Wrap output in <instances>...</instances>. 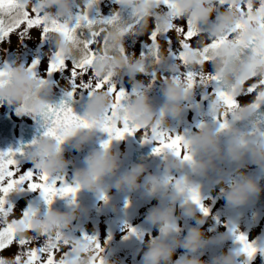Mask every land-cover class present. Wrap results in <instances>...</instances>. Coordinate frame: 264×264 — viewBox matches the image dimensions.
Wrapping results in <instances>:
<instances>
[{"label":"clouds","instance_id":"obj_1","mask_svg":"<svg viewBox=\"0 0 264 264\" xmlns=\"http://www.w3.org/2000/svg\"><path fill=\"white\" fill-rule=\"evenodd\" d=\"M127 2L137 8L146 7L141 0ZM209 2L210 0H181L179 10L191 14L194 4H199L196 15L200 20L207 22L216 11L215 7L207 6ZM228 2L229 7L219 16L212 30L215 37L231 32L243 20L239 6L244 4L245 0ZM43 7L47 10L49 19L70 24L76 14L78 0H43ZM168 18L165 16L166 20ZM254 38L264 40V36L255 26L247 27L243 33L237 32L235 37L244 41L242 45L216 53L214 63L222 79L230 83L233 76H251L254 73L255 78L264 81V49L258 52L247 50V45ZM51 40L54 48L62 49L66 57L78 55V48L67 43L62 44L55 34L51 36ZM97 67L101 74L112 71V65L105 61H101ZM134 67L137 75L142 74V66ZM6 79L7 83L0 88V101L3 103L27 109L34 114L43 112L52 104L47 99L50 95L49 87L42 84L23 64L10 67V75ZM261 93H264V89H261ZM191 95V90L183 83L177 80L169 81L163 88L165 103L157 109L147 92L137 89L123 102L122 115L143 129L158 126L169 130L166 126L167 118H179ZM112 104L113 97L107 91H97L86 103L82 117L92 126L74 128L63 142L44 136L33 147L31 158L35 166L51 177L67 180V170L71 162L65 159L64 145L70 142L76 151L83 152L87 146L98 142V133H104L99 125L111 110ZM256 116L254 107H243L233 110L225 129L219 128L213 118V122L203 123V127H199L198 131L185 137L186 153L191 155V160L186 159L184 153L177 155L169 150L159 155L162 157V163L158 173H149L146 163L133 164L130 168L122 170L121 155L112 145L105 148L102 142L98 148H93L85 156L84 167L75 170L70 185L78 186L80 191L86 189L97 193L99 197L114 187L123 193L143 190L148 197L159 198L160 205L150 211L147 219L158 229L160 235L149 237L147 240L142 264H208L200 257L212 240L206 237L199 227L204 225L206 220L198 216L201 211L190 200L194 191L201 192L200 183L196 178L206 177L211 172L219 173L216 182L222 186L221 194L234 208L247 205L264 191L259 179L243 171L244 165L241 163L246 157H250L259 169L264 170V131L256 127ZM239 122L250 123L252 129L238 127ZM141 139L143 142V135ZM225 164H237L239 168L229 171L222 167ZM177 201H183V217L195 219L199 225L191 227L187 235H182L183 229L178 223L181 217L176 215ZM80 216L81 211L75 199L74 202L71 201L68 211L61 212L49 207L46 214H38L32 223L37 226L38 231L53 235L71 230L73 223ZM20 235L23 236V232ZM226 239L228 237L224 236L216 242L220 243ZM178 249H184L187 255L180 260H174ZM93 260L91 246H81L76 264H92ZM211 264H246V257L239 250L229 251L215 256Z\"/></svg>","mask_w":264,"mask_h":264},{"label":"flooded vegetation","instance_id":"obj_2","mask_svg":"<svg viewBox=\"0 0 264 264\" xmlns=\"http://www.w3.org/2000/svg\"><path fill=\"white\" fill-rule=\"evenodd\" d=\"M99 1H104L106 3L105 6L111 4V6L115 7L114 15L117 13L119 23L105 25L96 29L97 32L106 29L107 35L103 36L102 41L95 42L92 46L95 51L94 67L83 79H89L93 84L98 80L115 81L118 89L128 92L125 100L137 89L145 91L150 96L153 106L157 109L165 103L166 98L163 96L165 85L169 81L177 80V82H181L188 87L192 95L190 100L185 103V110L179 118H167L166 126L169 127V131L173 135H189L199 130L198 125L200 123L213 122L210 113L215 85L197 86L193 89V83L190 82H194V80L189 76V72L202 76L205 81H207L208 75L221 78V73L217 70L214 63L216 53L229 47H235L241 41L235 39L237 32L243 33L247 27L240 31L232 30L220 37L212 35L215 22L221 15L218 12L223 11L227 0H210L207 6L215 7L217 11L213 13L211 20L207 22L200 20L196 15L195 4L191 14H185L184 12L173 14L171 8L166 4L142 2L146 7L137 8L129 3L118 4L110 0ZM91 3L93 5L95 0H91ZM165 16L169 18L166 20ZM255 19L256 17L251 18L248 16L246 21L237 24L235 28L247 24L248 27L255 26L257 31L264 32V28L257 27ZM249 20L250 22H248ZM186 21L190 23V35L196 38V43L187 49L185 62L182 63L180 60L172 58L173 54L178 56L181 51L177 32H171L166 37H163L157 47L153 48L149 54L142 56V54L148 53L152 46L149 35L153 31L154 25L158 33H164L177 25L184 26ZM47 25L50 26L49 21H47ZM127 35L130 36V39L126 42L125 37ZM169 40L171 43L168 42ZM65 43L79 49L78 55L73 57L81 55L83 49L73 40L72 35ZM125 50L128 53L127 55ZM62 56L66 57L63 50ZM101 61L112 65L110 73L101 74L97 67ZM134 65L142 66V74H136ZM71 69L72 63L68 61V70L64 74L71 75ZM56 74L60 75L61 73ZM236 78L237 76H233L230 83L225 79H221L228 86L233 84ZM253 78H255L254 73L251 76H247L244 80L252 83ZM52 84L51 81L48 87L50 95L53 97L67 98V92L72 90V85L66 80L62 82L63 85H59L58 89H55ZM261 89H264V87L259 88L258 91L261 92ZM99 91H107L113 97V104L116 102V97L107 89ZM95 94L91 97L87 90H81L71 101L80 102L84 98L92 99ZM235 94L236 92L233 95ZM252 102H254L253 96L242 95L239 97V103L242 106L240 108L249 107ZM218 104L217 115L220 121L223 122L225 118L231 120V110L226 109L223 103ZM261 110L263 112H257L255 124L260 130H264V109ZM74 111L77 115L83 117L85 107L83 109H74ZM226 113H228L227 117ZM5 115L9 116L14 123L13 133L17 140L20 138L21 126L32 128L37 120V115L20 114L19 109H4V111L0 112V117ZM237 126L246 130L252 129V125L248 122H239ZM142 135L143 130L139 131L135 136L129 135L123 140L113 141L111 145L121 155L123 160L122 170L130 168L133 164L146 163L149 173H158L162 157L153 154L155 144H144L142 142ZM108 139L107 134L98 133V142L87 146L83 152L76 151L70 142L64 145L65 159L71 162L67 170L68 183H71V177L75 170L84 167L83 161L88 152L93 148H98L100 143ZM30 161H33L31 157L19 162V165L21 167ZM241 163L244 165L243 171L258 178L262 189H264V170L259 169L251 161L250 157H246ZM222 167L232 171L239 168V165L225 164ZM214 174L215 177L219 176V173L214 172ZM216 181L212 183L209 180L205 181L209 188L203 198L205 205L210 208L211 214L203 217V214L198 212V216L206 220L204 225L199 226L196 224L195 219L183 217V205L180 201L176 202V215L181 217L178 223L183 229L182 235H187L191 227L199 226L205 232L206 237L212 240V243L209 244L206 250H203V254L200 257L208 264H211L215 256L229 252L224 250L226 245H228L230 251L239 250L240 246L235 240L233 229L237 233L245 234L249 241L256 244L258 248L264 249V220H262L264 218V191L253 198L247 205L234 208L222 196V186L217 184ZM106 195L109 198L107 203L101 200L97 193L86 189L80 191L77 194L76 201L79 205L81 216L73 223V228L67 230L65 234L78 239H81L85 234L96 237L105 248L106 264H142V256L146 250L147 240L149 237L155 238L160 235L158 229L147 219L150 211L160 205V199L148 197L143 190L134 193H123L114 187L110 188ZM58 200L59 206L62 208L61 212L68 211L71 199L58 198ZM18 201L14 204L18 203ZM35 201L32 205L33 208ZM129 203L130 206H128ZM46 213L44 212L40 215L42 216ZM128 226L135 228L138 233L142 234L143 238L130 235ZM25 227L27 226L22 225L21 231ZM31 227L35 229V224L32 223ZM224 236H227L228 239L220 243L216 242ZM186 255L187 253L184 249H178L173 259L180 260ZM246 264H264V252L258 254L253 261H248L246 258Z\"/></svg>","mask_w":264,"mask_h":264},{"label":"snow or ice","instance_id":"obj_3","mask_svg":"<svg viewBox=\"0 0 264 264\" xmlns=\"http://www.w3.org/2000/svg\"><path fill=\"white\" fill-rule=\"evenodd\" d=\"M98 3L99 0H95V3L89 7L87 14L74 17L70 26H64L61 29L69 32L73 40L82 47L81 55L67 58L55 53L46 69L48 76L64 73L68 70V61H71L72 90L67 92V99L60 105H48L39 114L31 113L27 109H19L20 114H33L42 117L43 127L46 129L43 135L63 142L74 128L92 126L76 114L69 101L73 100L81 90H87L92 97L97 91L107 89L116 97V102L99 125L109 137L103 144L105 148L109 147L113 141L123 140L129 135L135 136L143 130V143L156 145L153 149L154 155L159 156L171 150L177 155L184 153L185 158L191 160V155L186 153L187 141L185 137L187 134L173 135L169 130L158 126L151 129L141 128L122 115L123 101L128 95L126 90L118 89L115 81L98 80L93 84L89 79H83L94 67L95 51L92 46L95 44L96 29L119 23L117 13L110 19L90 18V11ZM31 4L30 7L29 0H0V43L9 40L13 33L22 37L27 36L32 29H39L43 37L48 39V32L51 29L41 16L39 3L31 0ZM165 4H167V0H165ZM239 11L242 16L245 13L248 15H252L253 12L264 13V0H258L256 4L251 2L241 4ZM255 23L258 28H264V16L256 18ZM244 28L245 26L241 25L234 28L233 31H240ZM171 32H177L181 48L179 55L173 54L172 58L180 60L182 63L185 62L187 49L196 43V38L190 35V23L187 21L184 26L177 25L164 33H158L154 25L153 31L149 35L152 46L148 53L142 54V56L149 54L153 48L160 44V40ZM168 42L171 43L170 40ZM261 47H264V40L254 38L247 45V50L258 52ZM125 54H128L126 50ZM10 67L5 65L0 68V88L7 83L6 78L10 75ZM29 69L38 77L39 61L34 62ZM189 76L194 80L193 89L197 86L215 85L210 114L221 129L228 127V119L225 118L223 122L220 121L217 115L218 103H223L225 108L230 109L232 113L233 110L242 107L239 103V97L250 95L254 97V102L249 107H254L258 112L264 106V93L258 91L259 88L264 87V81L253 78V82L248 83V80L237 77L233 84L225 86V82L217 76L208 75L207 81L202 76L192 72H189ZM39 80L42 84L49 86V80L44 78H39ZM234 91L236 94L232 95ZM205 98L207 99V97ZM227 115L228 113H226V117ZM198 127H203V123H200ZM18 155H24V153L13 150L0 152V252L9 249L13 244L18 248L13 257L0 256V264H76L79 259V248L84 245L91 246L94 255L93 264H106L105 248L96 237L85 234L81 239H78L63 232H57L53 235L37 233L31 227L34 217L39 214L36 208L30 207L19 218L9 219L10 216L14 215V211L8 206L7 198L13 192H39L45 203L51 207L57 198L71 199L74 202L80 191L78 186L70 185L66 179L51 177L36 166L38 172L22 171L17 159ZM100 199L107 203L109 198L106 194H101ZM190 200L204 216L211 214L210 208L204 203L201 192L194 191ZM21 225L27 226L24 228V236L20 235ZM232 231L240 246L239 251L244 253L248 261H253L258 254L264 252V249L258 248L256 244L250 242L245 234L237 233L234 229ZM128 232L130 235L139 236L142 239V234L138 233L135 228L128 226ZM125 238L127 239V237ZM33 244L36 247H31Z\"/></svg>","mask_w":264,"mask_h":264},{"label":"rangeland","instance_id":"obj_4","mask_svg":"<svg viewBox=\"0 0 264 264\" xmlns=\"http://www.w3.org/2000/svg\"><path fill=\"white\" fill-rule=\"evenodd\" d=\"M35 3H39L41 16L46 21H49L51 29L48 32V39H45L39 29H32L31 32L27 36H18L16 33H13L9 40L4 43H0V68H3L5 65L15 67L19 64H23L25 67L29 68L32 64L36 61H39V69H38V77L44 78L46 80L52 81V86L55 89H58L59 85L62 84L64 80L69 82L71 85V75H65L64 73L53 74L51 76L47 75L46 69L53 58L54 54L57 53L62 55V50L54 48L51 36L55 34L59 37L61 43H65L68 41V32L61 30L64 26H70V24H65L56 20L49 19L48 15H46V11L43 7V0H34ZM258 3V0H245V3ZM104 1H99L97 6H95L89 13L90 18L92 19H108L110 16L114 15L115 7L109 4L105 6ZM29 6L31 7V0H29ZM92 6L91 0H78V7L75 10L76 14L74 17L78 15H85L87 14L89 7ZM229 7L228 0L225 2L223 7V11L218 13H223ZM54 11V10H53ZM217 11V10H216ZM248 16L251 18H259L260 16H264V13L253 12L252 15H248L245 13L243 15V20L246 21ZM186 18V17H185ZM184 18V19H185ZM250 22V20L248 21ZM107 35V30L98 31L95 37V42L102 41L103 36ZM130 36L125 37V41H129ZM30 70V69H29ZM31 71V70H30ZM194 83V82H190ZM63 85V84H62ZM0 112L4 111V109H19L17 106L8 105L6 103H0ZM219 109V104L217 106ZM22 171L32 170L38 172L39 170L36 169L35 164L33 161L27 162L26 164L21 166ZM40 195L39 192H31V191H24L23 196L19 199L18 203H9V207H11L14 211V215L10 216L9 219L19 218L25 211H27L30 207H32L33 202L38 198ZM264 220V218L262 219ZM22 226V225H21ZM20 226V227H21ZM35 231L37 233V226L35 225ZM23 236L25 235L24 230ZM255 232V231H253ZM252 232V233H253ZM31 235V233H29ZM31 247H36L35 244L31 245ZM225 252L230 251L228 245L224 248ZM18 248L15 244H13L9 249L0 252V256L3 257H13L16 254Z\"/></svg>","mask_w":264,"mask_h":264},{"label":"water","instance_id":"obj_5","mask_svg":"<svg viewBox=\"0 0 264 264\" xmlns=\"http://www.w3.org/2000/svg\"><path fill=\"white\" fill-rule=\"evenodd\" d=\"M116 2L120 3H127V0H114ZM144 2L149 3H164L165 0H141ZM181 0H167V4L171 7V12L174 14H178L182 11L179 10L180 8ZM199 4H196L198 8ZM246 27V26H245ZM262 36L264 34L260 32ZM228 34V33H225ZM224 34V35H225ZM244 43L243 40L238 45H242ZM261 49H264V47H261ZM246 76L241 77V79H244ZM226 84V82H225ZM226 86V85H225ZM235 93V91L232 93V95ZM47 99L53 104V105H60L62 102H64L67 98H54L53 96H48ZM90 99H84L80 102H72L69 101L71 107L73 109H83L85 107L86 103L89 102ZM261 109H264V106L261 107ZM259 109V113L263 112V110ZM13 127L14 124L11 122V120L5 116L0 118V152H7L9 150L23 152L24 155H18L17 159L18 161H22L25 159H28L32 156V151L34 147V142L39 141L44 137L45 128L43 127V120L42 117L37 115L36 124L32 128H28L26 126H21L20 129V138L17 140L14 137L13 134ZM214 172H211L206 177H197L196 179L200 183L201 186V195L202 197L205 195V193L208 191L207 184L205 183L206 180H209L211 183L215 180H218V177L214 176ZM21 196V192H13L9 195L7 198L9 202L16 201ZM183 205V201H180ZM34 208L38 210V212H47L49 210V206L45 203L42 196L37 200L35 203ZM53 210H59L62 211V208L59 206V200L58 198L55 200L54 204L51 206Z\"/></svg>","mask_w":264,"mask_h":264}]
</instances>
